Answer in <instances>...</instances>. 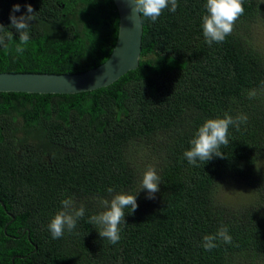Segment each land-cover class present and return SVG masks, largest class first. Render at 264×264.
Instances as JSON below:
<instances>
[{
  "label": "trees",
  "instance_id": "16d2710c",
  "mask_svg": "<svg viewBox=\"0 0 264 264\" xmlns=\"http://www.w3.org/2000/svg\"><path fill=\"white\" fill-rule=\"evenodd\" d=\"M14 4L17 16L27 4L38 12L23 55L10 27ZM205 4L177 0L175 12L143 20L138 68L108 86L0 92V264H264V54L247 32L264 1L243 0L232 33L212 45L202 30ZM119 22L114 0H0V24L14 38L0 47V72L97 67L116 45ZM225 113L247 122L229 127L224 156L190 164L183 154L195 131ZM149 166L161 177L154 199L140 190ZM228 179L250 193L219 201ZM118 192H138V208L125 209L113 245L87 221ZM65 198L85 214L53 239L48 224ZM224 226L232 244L217 240L206 251L203 237Z\"/></svg>",
  "mask_w": 264,
  "mask_h": 264
},
{
  "label": "clouds",
  "instance_id": "9594fccd",
  "mask_svg": "<svg viewBox=\"0 0 264 264\" xmlns=\"http://www.w3.org/2000/svg\"><path fill=\"white\" fill-rule=\"evenodd\" d=\"M128 2L129 19L133 22L139 21V23L145 19L155 22L166 8L171 12L177 9V0H128ZM205 8L207 11L202 17V30L208 45H212L213 42L222 43L232 33L236 21L245 12L243 0H206ZM26 9V13L17 16L15 13L20 12V5L14 4L10 12V27L19 32V43L15 47L19 55L24 54L25 47L30 40L28 31L30 25L38 20V12L34 11L31 4H27ZM13 40V33L0 24V47L7 51ZM254 96V92L249 94L250 99ZM246 122L247 116L242 113L235 118L225 113L222 118L206 119L193 134V138L189 141L191 147L184 152V157L190 164L197 165L198 161L205 163L213 156H224L221 147L229 144V127L239 128L241 123ZM160 183L161 177L154 167L149 166L142 176L140 190H146L147 198L154 199V194L159 191ZM113 191L112 187L107 188L108 193L111 194ZM137 193L118 192L112 195L110 200H102L104 210L91 215L87 222L97 226L100 237L106 238L113 245L117 244L121 239L120 225L127 223L125 209H130L129 214H131L138 208ZM60 203L62 209L56 212L48 224L53 239L61 238L65 230L72 232L77 226V221L85 214L84 205L76 207L71 198L62 199ZM217 240L232 244V237L229 235L227 226L219 228L214 235H205L202 247L206 251H211L217 247Z\"/></svg>",
  "mask_w": 264,
  "mask_h": 264
},
{
  "label": "water",
  "instance_id": "95a60500",
  "mask_svg": "<svg viewBox=\"0 0 264 264\" xmlns=\"http://www.w3.org/2000/svg\"><path fill=\"white\" fill-rule=\"evenodd\" d=\"M120 14L119 33L110 57L97 67L78 73L0 72V92L78 93L114 83L138 68L143 49V22L129 19L128 0H114Z\"/></svg>",
  "mask_w": 264,
  "mask_h": 264
},
{
  "label": "rangeland",
  "instance_id": "374dc122",
  "mask_svg": "<svg viewBox=\"0 0 264 264\" xmlns=\"http://www.w3.org/2000/svg\"><path fill=\"white\" fill-rule=\"evenodd\" d=\"M248 30L253 44L264 54V13L257 21L247 27V32ZM260 164L264 167V159L260 161ZM250 190L251 189L249 187L244 188L242 183L228 179L222 183L216 199L223 202L229 199L235 204L236 201L242 200L241 197H243L244 194H249Z\"/></svg>",
  "mask_w": 264,
  "mask_h": 264
}]
</instances>
